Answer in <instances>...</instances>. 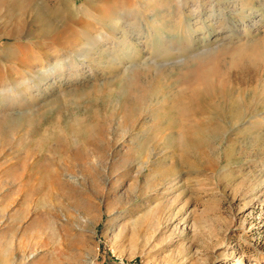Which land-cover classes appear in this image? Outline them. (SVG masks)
Segmentation results:
<instances>
[{
	"label": "rangeland",
	"instance_id": "rangeland-1",
	"mask_svg": "<svg viewBox=\"0 0 264 264\" xmlns=\"http://www.w3.org/2000/svg\"><path fill=\"white\" fill-rule=\"evenodd\" d=\"M179 3L0 0V264H264V64L213 134L156 118L186 63L255 50L264 0ZM195 3L228 32L169 34Z\"/></svg>",
	"mask_w": 264,
	"mask_h": 264
},
{
	"label": "bare ground",
	"instance_id": "bare-ground-1",
	"mask_svg": "<svg viewBox=\"0 0 264 264\" xmlns=\"http://www.w3.org/2000/svg\"><path fill=\"white\" fill-rule=\"evenodd\" d=\"M178 1H180V6L191 5L190 3H188V0ZM197 3L194 4L193 8H191L192 6L190 7V9H194V11L191 12V15H194V17H190L185 21V23L182 24L177 20V22H179V30H177L176 26L172 24L166 25L167 22L165 24L162 22L163 25H166L165 29L172 36H174L177 31L180 33L181 31H183V29H185L186 32L189 31L187 34L183 32V35H187L186 40H188V42H186V40H184L183 42L187 43L188 45L192 44L189 42V40L195 37V35L200 31L205 32L208 29L210 32H213L215 28H217V31L224 33L228 32L226 31V27L225 29H222L221 25L218 26L217 24L219 22L218 16H220V14H216L214 11H212V8L206 9L205 7H203L204 3ZM134 34L136 36H141L143 34L142 27L137 28ZM227 36L229 35H226L225 37ZM139 38L141 37H137V39ZM257 44L259 47L257 46ZM251 47H255V50H253L254 48H251V50L255 51V54H249L251 50L248 51L249 49L244 47L232 52L229 56L230 63L228 64V66L223 65L221 59L218 58L215 63H212V66L209 64V66H201L196 62L198 61V59L192 62L190 61L189 63H186L190 64V67L188 69H184V71L182 72L177 71L180 73L179 77H177L175 80V84L181 86L182 84L179 85V82H183L185 84L183 87L177 88V86H174L175 84L173 83L171 86L170 81L169 83H167V85H162L161 88L159 87V93L163 96V101L161 104V109H158L157 111L156 118L158 117L157 119H160L162 120V122H164V124L160 125L161 127L159 130H163L164 134H171V132L177 130V133L188 136H197V134L199 133L213 134L216 130H220L221 128H223L224 123L222 122V120L232 116L239 117V115L242 114L240 109L246 102L249 94L253 96L257 95L258 90L254 87L246 90L239 87L238 85H235L234 83H231L230 71L231 69L238 66L253 67L258 63L264 64V39L259 41L257 40V43H255ZM179 66L186 67V65L183 66V64ZM170 70V73L174 72V70ZM172 89H174L173 91L175 93L172 91ZM159 104L158 106H160ZM132 107L135 108L136 106Z\"/></svg>",
	"mask_w": 264,
	"mask_h": 264
}]
</instances>
